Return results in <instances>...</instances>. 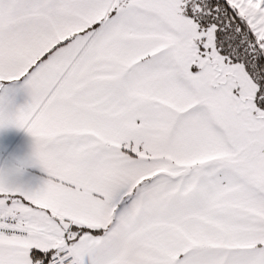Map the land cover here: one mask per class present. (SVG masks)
Here are the masks:
<instances>
[{
  "label": "snow or ice",
  "instance_id": "snow-or-ice-1",
  "mask_svg": "<svg viewBox=\"0 0 264 264\" xmlns=\"http://www.w3.org/2000/svg\"><path fill=\"white\" fill-rule=\"evenodd\" d=\"M0 264H264V0H0Z\"/></svg>",
  "mask_w": 264,
  "mask_h": 264
}]
</instances>
